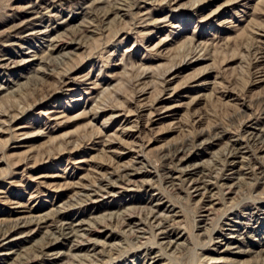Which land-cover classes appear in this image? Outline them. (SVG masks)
<instances>
[{
	"label": "rangeland",
	"instance_id": "374dc122",
	"mask_svg": "<svg viewBox=\"0 0 264 264\" xmlns=\"http://www.w3.org/2000/svg\"><path fill=\"white\" fill-rule=\"evenodd\" d=\"M74 262L264 264V0H0V264Z\"/></svg>",
	"mask_w": 264,
	"mask_h": 264
},
{
	"label": "bare ground",
	"instance_id": "6f19581e",
	"mask_svg": "<svg viewBox=\"0 0 264 264\" xmlns=\"http://www.w3.org/2000/svg\"><path fill=\"white\" fill-rule=\"evenodd\" d=\"M155 111V110H154ZM157 114V113H156ZM235 155V154H234ZM236 155H238V154H236ZM231 156V155H230ZM246 158V157H245ZM237 162V161H236ZM246 162V161H245ZM106 183H108V182H106ZM202 183V182H201ZM198 185V184H197ZM200 185H202V184H200ZM88 185H86V187H87ZM203 186V185H202ZM94 188V187H93ZM200 188V187H199ZM83 189V188H82ZM84 190V189H83ZM84 191H86V190H84ZM93 191V190H92ZM80 192V191H79ZM93 193V192H92ZM87 194V193H86ZM96 202V201H95ZM124 214H126V213H124ZM129 214V213H128ZM147 214V213H146ZM158 214H161V213H158ZM130 215H132V213L130 214ZM151 215V214H150ZM123 216V215H122ZM126 216V215H125ZM124 216V217H125ZM154 216L155 217H157L155 214H154ZM121 217V216H120ZM162 217V216H161ZM123 218V217H122ZM129 219V217H128V215L126 216V221ZM117 220H118V218H117ZM129 220H131V219H129ZM158 220V219H157ZM34 221H40L39 219H36V218H33V219H26V218H24V217H22V218H19V219H17L16 220V223H15V226H17V225H20V224H22L23 226L24 225H27L28 223H32V222H34ZM119 221V220H118ZM100 223V222H99ZM123 223V222H122ZM128 223V222H127ZM156 223V222H155ZM103 224V223H102ZM134 224V223H133ZM157 225V224H156ZM63 226V225H62ZM61 226V227H62ZM133 226V225H132ZM135 226H137L136 224H135ZM128 227V226H127ZM138 227V226H137ZM130 228V227H129ZM134 228V227H133ZM7 229V228H6ZM65 229V227L62 229V230H64ZM139 229V228H138ZM76 230V229H75ZM89 232H92V230L91 229H87ZM100 230V229H99ZM132 229H130V231H131ZM142 230V229H141ZM74 231V230H73ZM98 231V230H97ZM101 231V230H100ZM133 231V230H132ZM134 231H135V229H134ZM133 231V232H134ZM12 232H13V230H10L9 232L7 231V232H5V233H3L2 234V238H8L10 235H12ZM75 232V231H74ZM137 232V231H136ZM54 233H55V231H54ZM53 233V234H54ZM69 233H71V231L69 232ZM78 233V232H77ZM76 233V234H77ZM85 233V232H84ZM72 234V233H71ZM80 234V233H79ZM89 235V234H88ZM58 236V235H57ZM86 237V236H85ZM78 238V237H77ZM76 239V238H75ZM82 239H83V237H82ZM79 240V239H78ZM90 243H92V240L91 239H87V241L86 242H82V241H78V242H76V243H74V244H72V250H79L80 248H82L83 246H85L86 244H90ZM54 244L55 243H49L48 244V246L49 245H52V246H54ZM47 246V247H48ZM70 264H79L78 262H74V263H70Z\"/></svg>",
	"mask_w": 264,
	"mask_h": 264
}]
</instances>
